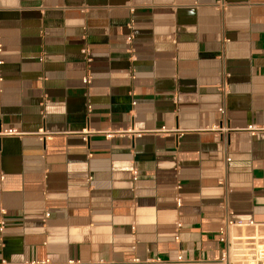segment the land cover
Masks as SVG:
<instances>
[{
  "label": "crops",
  "instance_id": "crops-1",
  "mask_svg": "<svg viewBox=\"0 0 264 264\" xmlns=\"http://www.w3.org/2000/svg\"><path fill=\"white\" fill-rule=\"evenodd\" d=\"M225 218L264 224V0H0V264H216Z\"/></svg>",
  "mask_w": 264,
  "mask_h": 264
},
{
  "label": "built area",
  "instance_id": "built-area-1",
  "mask_svg": "<svg viewBox=\"0 0 264 264\" xmlns=\"http://www.w3.org/2000/svg\"><path fill=\"white\" fill-rule=\"evenodd\" d=\"M128 42L132 41L131 36L127 38ZM87 83L88 78H84ZM263 128H256L254 126H248L246 131L254 136L257 132L261 131ZM160 131H165L162 128ZM83 135H87L88 132H82ZM6 135H20L15 129L5 130ZM140 136V133L136 134ZM234 226H240L236 222L225 218L220 230H219V240L224 244V248L221 251V257L216 264H264V233L259 232L260 228H264L263 225H257L252 220L246 223V226L257 229L251 235H239L231 236L229 230ZM132 264H207L205 262H191L183 259L182 257H177L174 261H144L140 262L138 260H133Z\"/></svg>",
  "mask_w": 264,
  "mask_h": 264
}]
</instances>
